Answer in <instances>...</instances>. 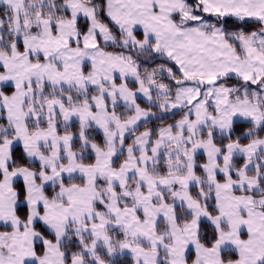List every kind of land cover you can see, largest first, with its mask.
Masks as SVG:
<instances>
[{"label":"snow or ice","instance_id":"6c2138e0","mask_svg":"<svg viewBox=\"0 0 264 264\" xmlns=\"http://www.w3.org/2000/svg\"><path fill=\"white\" fill-rule=\"evenodd\" d=\"M0 264H264V0H0Z\"/></svg>","mask_w":264,"mask_h":264}]
</instances>
